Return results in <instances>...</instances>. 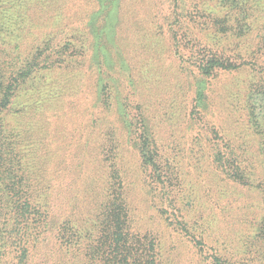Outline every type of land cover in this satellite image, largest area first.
<instances>
[{"label": "rangeland", "instance_id": "rangeland-1", "mask_svg": "<svg viewBox=\"0 0 264 264\" xmlns=\"http://www.w3.org/2000/svg\"><path fill=\"white\" fill-rule=\"evenodd\" d=\"M233 1L0 0L1 137L35 204L0 264H108L121 218L154 264H264V0ZM211 54L256 65L207 78Z\"/></svg>", "mask_w": 264, "mask_h": 264}, {"label": "trees", "instance_id": "trees-1", "mask_svg": "<svg viewBox=\"0 0 264 264\" xmlns=\"http://www.w3.org/2000/svg\"><path fill=\"white\" fill-rule=\"evenodd\" d=\"M228 2L226 5L231 6L234 10H238V6L235 4L236 1L226 0ZM115 11V10H114ZM113 11V12H114ZM113 12L110 14L109 21H115L116 15L113 18ZM228 28L225 30L227 31ZM106 32L108 36L113 33L112 27H107ZM253 67L256 65L253 61L242 64H233L228 58L219 57L216 54L209 55V59L204 61L201 65L200 69L203 74L208 78L215 75L220 71H234L243 66ZM23 76H26L23 75ZM2 88L0 94V113L3 109L7 107L8 100L11 90L13 89V85H3L0 86ZM256 97L253 98V102L255 104L252 106L251 112L249 114V122L251 125L255 126V129L264 128L262 126V121L264 119V90H258L256 92ZM261 101V104H259ZM260 107H255L257 104ZM1 119V118H0ZM0 224L3 218H5L9 212L14 209V206L11 207L12 203H16L18 206H22L24 209L35 207L34 202L31 198V189L33 184L30 181V177H28L25 173V164L23 162L21 154L17 153V149L15 146H12L8 142H4V137H1L2 134V121L0 120ZM260 124V125H259ZM3 140V141H2ZM145 147V152L142 151V156H145L146 164L148 167L155 166L154 156L152 152L147 153ZM152 155V157L150 156ZM6 161L8 163H6ZM240 170V169H239ZM241 171V170H240ZM236 175L232 173L233 176L240 178L241 181H244L245 177L242 173ZM5 224V221H3ZM115 231L112 233V239L110 242V250L111 252L107 253L105 256L102 255V258L108 261V264H154L155 257V249L154 247L144 248L139 253L138 249H133L131 245L133 242L129 238V231L125 221L121 218V223L116 224L114 227ZM264 238V237H263ZM199 244V243H198ZM138 250V251H137ZM151 258V260H150ZM100 259V258H99ZM215 264H230L224 261L215 260Z\"/></svg>", "mask_w": 264, "mask_h": 264}]
</instances>
